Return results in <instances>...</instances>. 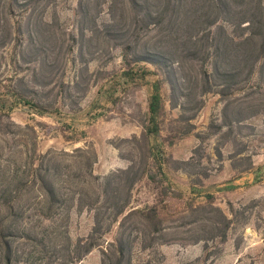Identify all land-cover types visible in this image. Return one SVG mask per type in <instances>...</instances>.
Here are the masks:
<instances>
[{
  "label": "trees",
  "instance_id": "trees-1",
  "mask_svg": "<svg viewBox=\"0 0 264 264\" xmlns=\"http://www.w3.org/2000/svg\"><path fill=\"white\" fill-rule=\"evenodd\" d=\"M54 2L0 0V47L8 46L12 37L16 40L8 62L16 82L5 89L6 78L0 76V264H80L96 248L100 264H163L160 246L169 243H202L205 263L219 251L218 244L227 239L239 219L247 223L246 213L257 201L253 198L238 207L227 201L228 211H224L205 190L201 180L206 174L197 169L199 159H174L160 142H151L160 132L161 89L168 86L170 104L180 109L175 118L180 125L178 137L192 130L190 120L208 93L233 97L224 107L225 126L264 113L245 102L251 94L235 96L248 84L257 90L264 88V0H77L79 27L74 37L80 52L86 42L94 54L118 49L124 65L121 86L145 81L149 73L157 76L141 134L124 139L134 143L140 156H122L129 164L104 175L94 173L97 155L92 146L41 150L36 128L41 122L19 124L11 116L19 104L38 115L60 114L59 91L52 99L46 98L47 84L29 85L19 75L22 63L38 62L41 42L46 39L44 16ZM146 64L154 70L146 69ZM115 84L103 90L108 100L119 89ZM189 101L195 102L191 115L186 114L191 109ZM64 138L70 143L79 140ZM216 155L221 157L222 152L217 150ZM241 155L243 150L229 156L250 160L239 173L253 168L251 158ZM149 159L166 170L172 162V170L195 177L188 188L193 197L172 209L161 204L162 200L132 205L137 182L153 178L147 168ZM253 175L258 181L260 169ZM170 189L162 186L160 193L167 195ZM171 191L173 197L182 199L180 192ZM199 196L205 201L196 202ZM74 210L92 215L90 230L75 237L69 231ZM112 230L113 236L107 238Z\"/></svg>",
  "mask_w": 264,
  "mask_h": 264
},
{
  "label": "rangeland",
  "instance_id": "rangeland-1",
  "mask_svg": "<svg viewBox=\"0 0 264 264\" xmlns=\"http://www.w3.org/2000/svg\"><path fill=\"white\" fill-rule=\"evenodd\" d=\"M76 3L77 0H55L47 9L44 18L48 23L43 25L46 39L43 38L41 42L42 52L38 53V62L22 63L19 74L24 76V81L29 85L47 84L43 87V93L49 90L46 98L52 99L59 91L60 114L47 112L38 115L26 105L19 104L12 110L11 116L19 124L41 122L36 125L38 147L41 150L51 146H92L97 155L93 166L94 173L104 175L129 164L128 159L122 156H140L139 149H134V143L124 139L141 134V124L147 117L152 83L157 76L149 73L145 75V81L137 84L124 83L121 86L120 83L124 79L120 74L124 65L118 49H112L110 52L103 49L101 54H94L92 45L86 42L80 52L79 43H76L74 37L79 27L75 15ZM12 38L8 46L0 47V76L6 78L2 84L6 86L5 89L12 82H16L13 77L14 68L8 63L16 42L15 37ZM144 67L154 70V67L148 64ZM111 83L121 87L119 86L113 100H108L103 90ZM161 92L164 108L158 117L160 132L151 138V142H160L163 151L174 159H188L191 156L195 160L199 159L197 169L206 174L201 180L206 186L205 190L213 194L214 203L224 211H228L227 201H231L235 207L250 203L253 198L238 199L235 191L232 192L223 186H230L232 177L250 161L245 159L246 157L238 156L229 159L231 153L243 150L241 156L258 158L260 152H264V113H256L242 124L225 126L224 107L233 97L221 98L218 94L208 93L204 96L202 108L190 120L192 130L178 137L180 125L177 127L175 118L179 116L180 109L170 104L166 84L162 86ZM248 94L251 95L245 98V102L250 101L254 104V109L263 110L264 88L257 90L248 84L244 91H238L235 96ZM194 103H187L191 109H188L186 114L195 112L192 107ZM233 107H236V103L229 107V115ZM218 126L221 127L217 129ZM64 135L76 136L79 140L70 143ZM217 150L222 152L221 157L216 155ZM171 166L172 162L168 164L167 170L160 169L149 159L147 168L153 178L143 177L137 182L132 191V205L143 206L162 200L161 204L166 205L167 209H172L181 206L183 200L192 198L188 188L189 183L196 180L195 177L190 178L181 171H174ZM163 172H166V175ZM167 185L171 188L170 192L167 195L161 194L160 187ZM171 190L180 192L182 199L173 197ZM203 196L195 197V201L204 202ZM254 200L257 201L256 205L246 213L249 218L247 223L244 224V219H239L229 231L227 239L218 244L219 251L213 253L205 263L202 243H169L160 246L165 257L163 264H264V228H252L264 221V195ZM91 225L90 212L72 211L69 231L73 237L86 234ZM112 236L113 230L106 234L107 238ZM100 258V251L96 248L88 253L80 264H100Z\"/></svg>",
  "mask_w": 264,
  "mask_h": 264
},
{
  "label": "crops",
  "instance_id": "crops-1",
  "mask_svg": "<svg viewBox=\"0 0 264 264\" xmlns=\"http://www.w3.org/2000/svg\"><path fill=\"white\" fill-rule=\"evenodd\" d=\"M251 159L253 168L235 174L231 181H229V189L238 194V199H252L264 195V152H260L258 158L252 157ZM257 168L260 169L261 175L258 181H254L253 171ZM252 228H264V221L260 225L253 226Z\"/></svg>",
  "mask_w": 264,
  "mask_h": 264
}]
</instances>
